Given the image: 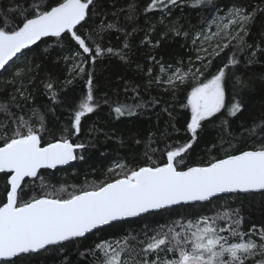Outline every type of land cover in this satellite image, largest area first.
<instances>
[{"label":"snow or ice","instance_id":"obj_1","mask_svg":"<svg viewBox=\"0 0 264 264\" xmlns=\"http://www.w3.org/2000/svg\"><path fill=\"white\" fill-rule=\"evenodd\" d=\"M98 3L23 0L16 4L13 0L7 10L0 8V70L6 71L14 58L19 59L24 50L44 38H55L57 44L74 41L78 51L71 59L80 58L79 50L87 54L70 69L72 78L87 76V93L75 107L70 128L63 129L59 136L48 127L45 114L30 106L33 97L24 80L31 83L35 79L38 64L19 68L0 89V174L7 177L4 199L0 200V264H17L24 257L51 251L65 253L61 264H73L67 258L66 244L77 243L115 221L198 202L201 206L214 205V213L187 222L173 220L154 229L151 236L144 232L143 240L131 234L101 240L79 255L85 260L93 257L92 264H264V225L252 224L245 231L241 210L232 208L227 199V194L237 193L264 196V114L254 118L241 134L252 140L259 137L258 144L237 149L231 141L225 148L222 141V157L194 165L185 162L205 123L221 119L227 125L229 118L244 111L242 93L250 90L251 84L235 69L241 64L250 67L264 57V31L258 40H248L257 14L264 13V8L257 5H234L222 14L217 12L196 30L185 28L183 17L176 16L174 10L182 6L216 10L215 0H148L143 14L149 22L140 41L149 49L147 58L153 65L147 68L146 88L163 85L173 98L178 91L185 92L182 107L190 112L186 125L190 139L166 145L162 163L153 161L150 155L149 163L136 168L117 162L109 172L118 178L111 181H86L59 188L46 181L41 170L82 159L77 149L86 145L75 143L72 137L79 135L82 118L100 107L93 92V73L86 71V65L89 61L94 65L104 54L123 61L128 55L124 50H131L129 37L135 27L132 32L120 29L124 31L121 49L99 43L102 33L116 27L114 23L101 20L92 33H81L95 15ZM152 13H159L154 21L149 17ZM126 19H138L134 2L128 5ZM174 38L191 41L195 55L188 57L187 66L180 60L174 67L151 54ZM217 58L219 63L214 66ZM154 66L159 68L155 75ZM43 84L55 102L54 82L48 79ZM132 91L139 95L138 86ZM142 106L113 102L110 108L119 118L135 115V109Z\"/></svg>","mask_w":264,"mask_h":264},{"label":"trees","instance_id":"obj_2","mask_svg":"<svg viewBox=\"0 0 264 264\" xmlns=\"http://www.w3.org/2000/svg\"><path fill=\"white\" fill-rule=\"evenodd\" d=\"M133 2L138 10V19L129 21L126 19L127 9ZM147 2L148 0H99L94 10L95 15L81 29V33L87 35L93 32L101 20L114 23L116 27L102 33L103 38L99 40L102 47L114 49L123 47L124 31L120 29L132 32L135 27L136 31L129 37L131 50H124L128 53L126 60L122 61L118 56L104 54L97 58L94 65L90 61L86 65V71L93 73V92L100 107L94 113L82 118L79 135L72 137L75 143L86 145L84 149H77V154L82 159L78 158L57 169L41 170L46 181L57 188L61 185H83L86 181L101 183L114 180L118 177L115 173L109 172V169L117 162L126 164L128 168H136L149 163L150 155L153 161L162 163L165 160L162 153L166 145L174 142L184 143L190 139L191 134L186 129L190 112L182 107V104L186 103L185 92L178 91L173 98L170 92L164 91L163 85L153 84L150 88H146L147 68L153 67L147 58L149 49L140 44L144 36L143 30L147 28L149 22L143 14V8ZM15 3H23V0H15ZM215 4L218 6L216 10L182 6L174 12L176 16L183 17L185 28L199 30L216 11L222 12L234 5H257L264 8V0H215ZM12 5L13 0H0V8L4 10ZM158 15L159 13H152L149 17L154 21ZM262 31H264V13H258L251 35L248 37L249 42L258 40ZM77 51L78 45L74 41L57 44L55 38H44L37 45L26 49L23 55H19V59L15 58V62H11V66L6 71H0V89H3L4 82L11 80L19 68L28 63L33 66L39 65L33 73L35 79L31 83L25 79L24 84L33 97L30 106L45 114L48 127L54 129L57 136L63 129L70 128L75 107L87 93V76L83 78L70 76V69L76 60L71 58L76 56ZM79 51L81 56L77 60L87 55L83 54L82 50ZM151 54L157 55L158 59L162 57L174 67L180 60H183L184 65L187 66L188 57L194 58L195 55L191 41L181 38L164 41L162 47L152 50ZM64 57L70 59L66 61ZM219 60L220 58H217L213 61V65L219 63ZM260 61L250 67L241 64L238 69H235L237 75H242L251 84V89L242 93L244 111L237 117L229 118L227 125L223 124L221 119L205 123L203 129L199 131L196 143L185 157L187 164L206 163L212 157H222L224 155L220 147L222 141L225 148H228L227 142L231 141L237 149L259 143V137L252 140L247 135L241 134L254 118L264 114V57H261ZM158 71V66H154L153 74H157ZM48 79L55 84L57 92L55 102L46 94L44 88L43 82ZM69 79L71 83H68ZM135 86H138V96L132 91ZM126 87L128 91H125ZM8 90L11 91L10 86ZM105 100L109 103L105 104ZM113 102L143 106L136 108V114L133 116L117 118L110 108ZM165 108L168 109L167 112L164 111ZM2 118L0 116V119ZM243 141H247V144ZM228 150L231 151V149ZM117 171L120 170L117 169ZM6 179L4 174H0V200L4 199ZM36 183L39 184V181ZM69 191H71L70 187ZM227 199L232 208L241 210L245 219V231L252 224L264 225V196L259 193H237L227 194ZM214 208V205L201 206L199 202L192 206L176 205L140 217L113 222L111 225L104 226L101 231L90 233L86 238H80L77 243L66 244L65 252L73 264H81V262L92 264L93 257L88 256L85 260L79 253L101 240H115L128 234L143 240L144 232L151 236L153 230L160 225L170 224L173 220L187 222L199 215H212ZM139 247L140 245H137V251ZM64 258L65 253L51 251L24 257L18 260L17 264H61Z\"/></svg>","mask_w":264,"mask_h":264},{"label":"rangeland","instance_id":"obj_3","mask_svg":"<svg viewBox=\"0 0 264 264\" xmlns=\"http://www.w3.org/2000/svg\"><path fill=\"white\" fill-rule=\"evenodd\" d=\"M226 10H227V9H226ZM226 10H224V11H226ZM224 11H222V12H220V11H216V12L214 13V15L217 14V12H219L220 14H222ZM78 62H79V60L76 59V60H75V63H78Z\"/></svg>","mask_w":264,"mask_h":264},{"label":"water","instance_id":"obj_4","mask_svg":"<svg viewBox=\"0 0 264 264\" xmlns=\"http://www.w3.org/2000/svg\"><path fill=\"white\" fill-rule=\"evenodd\" d=\"M38 43V42H37ZM25 51V50H24ZM19 55V54H18ZM15 59V58H14ZM11 63V62H10ZM1 71V70H0ZM73 161H71L70 163H72ZM69 163V164H70ZM63 166H65V165H63ZM58 167H61V166H58ZM173 207V206H172ZM157 211V210H156ZM144 215V214H143ZM133 218H135V217H133ZM119 221H121V220H119ZM115 222H117V221H115Z\"/></svg>","mask_w":264,"mask_h":264}]
</instances>
